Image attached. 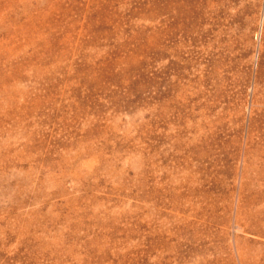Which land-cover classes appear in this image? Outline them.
<instances>
[{
    "label": "rangeland",
    "instance_id": "1",
    "mask_svg": "<svg viewBox=\"0 0 264 264\" xmlns=\"http://www.w3.org/2000/svg\"><path fill=\"white\" fill-rule=\"evenodd\" d=\"M0 264H264V0H0Z\"/></svg>",
    "mask_w": 264,
    "mask_h": 264
}]
</instances>
